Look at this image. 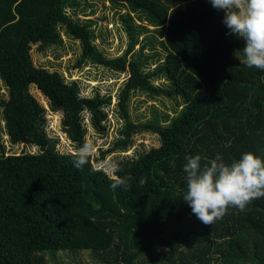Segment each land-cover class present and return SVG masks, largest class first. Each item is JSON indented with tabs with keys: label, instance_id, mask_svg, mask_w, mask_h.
<instances>
[{
	"label": "trees",
	"instance_id": "1",
	"mask_svg": "<svg viewBox=\"0 0 264 264\" xmlns=\"http://www.w3.org/2000/svg\"><path fill=\"white\" fill-rule=\"evenodd\" d=\"M79 1L0 0L3 130L11 143L38 147L7 154L0 146V264H48L45 256L77 252L100 264H264V197L244 211L230 207L210 226L182 199L187 156L206 163L219 155L230 163L251 152L264 160V70L232 58L244 41L226 34L224 13L209 0H107L127 8L119 16L126 48L107 56L95 44V23L76 16L94 7ZM60 32L80 44L75 68L128 73L115 106L122 126L100 158L127 152L137 134L158 136L157 147L119 158L120 175L133 178L129 191L111 190L91 163L73 167L71 153H59L45 132L44 110L30 87L60 113L75 147L86 141L85 113L94 132L106 134L111 105L110 95L83 96L77 81L33 65L32 46H60ZM160 80L166 83L154 85ZM135 93L181 108L136 123L129 115Z\"/></svg>",
	"mask_w": 264,
	"mask_h": 264
},
{
	"label": "rangeland",
	"instance_id": "2",
	"mask_svg": "<svg viewBox=\"0 0 264 264\" xmlns=\"http://www.w3.org/2000/svg\"><path fill=\"white\" fill-rule=\"evenodd\" d=\"M82 5L83 0L79 1ZM87 3L94 7V13L86 9L85 15L77 14L80 21H93L95 25L92 27L96 36L95 44L107 56H115L126 48L127 39L122 31L119 22V16L127 12V8L111 6L107 0H87ZM133 17V14L130 13ZM134 19V17H133ZM134 22L135 19H134ZM142 24L145 23L142 21ZM152 29V27H149ZM62 44L60 46H49L40 51L38 45L32 46L30 50L31 60L35 67L46 69L49 72H57L61 74L67 81H77L81 87V95L92 97L96 91L101 95H110L111 105L106 108L107 112V131L104 136H100L94 132L90 123V115L84 114L85 124L87 128L86 140L91 139L96 143L99 157L100 152L111 147L114 140L118 138V131L122 126V121L119 119L115 110L117 95L123 83L128 77V73H117L108 71L107 69L93 65L85 64L79 68H75L76 61L80 55V44L76 40L67 38L60 32ZM141 36L138 37L140 40ZM238 43L243 42L242 39H237ZM138 46L135 47L137 50ZM242 49L236 46L234 53ZM163 57V52L157 48ZM235 60H243L242 56L233 54ZM154 66H151V68ZM163 82L154 81V85H160ZM30 95L44 110L45 132L47 135L56 141V149L59 153H71L75 148L72 141L67 138L61 127L62 116L59 112H52L47 106V101L39 95V93L30 87ZM6 99V93L0 85V101ZM181 105V103H179ZM181 107L175 108V102H171L166 98L149 99L145 94L135 93L129 103V115L134 122H145L152 118L153 114L167 112L169 115H174ZM0 115V146L3 145L5 153H20V152H36L38 147L24 143H11L7 138ZM158 136L152 133H140L134 136L133 146L125 153L118 152L107 154L105 158H113L116 161L121 158V155H131L136 152H145L152 147L158 146ZM93 161L92 163H94ZM46 255H50L46 253ZM48 264H100L96 261L89 252H77L76 254H57L55 259L45 256Z\"/></svg>",
	"mask_w": 264,
	"mask_h": 264
},
{
	"label": "clouds",
	"instance_id": "3",
	"mask_svg": "<svg viewBox=\"0 0 264 264\" xmlns=\"http://www.w3.org/2000/svg\"><path fill=\"white\" fill-rule=\"evenodd\" d=\"M212 7L224 13L222 24L227 35L244 41V47L234 54L246 67L264 70V0H209ZM72 164L78 170L91 163L92 171L103 172L110 180V189L129 191L131 175L123 172L113 158H99L96 143L88 139L71 152ZM186 189L183 194L191 212L205 226L222 219L228 209L244 211L256 199L264 197V160L251 152L225 163L217 155L202 163L201 155L185 157ZM95 161L94 163H92ZM146 183L140 178L139 184Z\"/></svg>",
	"mask_w": 264,
	"mask_h": 264
}]
</instances>
